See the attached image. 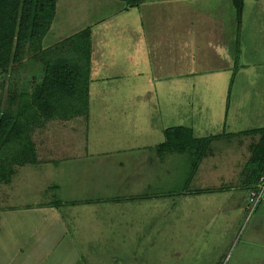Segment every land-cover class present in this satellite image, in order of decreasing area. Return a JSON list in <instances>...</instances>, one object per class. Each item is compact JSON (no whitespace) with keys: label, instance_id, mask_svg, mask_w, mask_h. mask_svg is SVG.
<instances>
[{"label":"crops","instance_id":"0c3cea01","mask_svg":"<svg viewBox=\"0 0 264 264\" xmlns=\"http://www.w3.org/2000/svg\"><path fill=\"white\" fill-rule=\"evenodd\" d=\"M215 1H220V5L200 10V5H209L212 1L148 0L140 7L130 9L117 0H59L55 20L42 46L50 48L91 28L89 114L95 109L108 120L109 116L119 113L123 120L124 116L136 113L135 100L141 99L145 104L153 91L157 93V85L162 90L163 83L175 82L182 90L185 80L191 77L196 79L195 84L211 78L212 84L218 85V91L212 92V136L224 135L226 131L238 134L230 130L238 122L240 128L246 129L244 120L247 117L234 118L230 108L233 93L229 94V89L233 88L238 72L243 73L246 69L249 73L250 64L242 62L245 59L243 34L247 29L244 21L249 11L263 13L264 0H243L240 24L234 0ZM169 59L179 62L177 67L180 68L175 72L169 73L165 69ZM245 129L240 131L246 132ZM219 141L212 143L216 148L212 149V160L221 152L222 146L216 145L225 139ZM165 142L155 145L150 142H77V155L63 158L64 173H60V167L54 170L51 164H45L51 170L48 171L51 182L47 189L67 190L69 195L44 204L0 205V264H89L90 261L106 264L89 246L82 244L123 241L121 228H131L135 223L152 227L151 235L153 226H160L162 236L166 233L168 237V218L175 210L178 192L183 194L177 204L188 205L183 209L187 211L195 207L191 200L194 196L211 191L212 195L223 196L218 200L219 211L221 208V211L238 209L237 214H240L246 208L254 186L247 179L211 189L152 188L154 180L167 179L172 172L178 171V165L170 163L168 158V153L177 152L163 153L158 149ZM152 148L159 162L151 152L154 150H148ZM39 153L37 145L38 163L31 166H41L40 161H52L48 154ZM212 167L217 168L215 164ZM16 176L10 184H0L2 196L12 187ZM134 207L135 212H143L140 215L129 213ZM69 208H85L91 218L75 224L72 213L63 214ZM126 210L129 212L125 215ZM28 212L31 213L29 219L21 216L20 220L17 216ZM155 212H159L162 220H153ZM121 213L125 220L120 222ZM4 215H9L7 222L1 220ZM39 216L42 219L37 220ZM258 226L264 236V219ZM75 227L92 228L89 235L95 234L99 238L82 235L83 230L78 235ZM106 229L110 236H104ZM125 235L128 236V231ZM118 262L117 259L114 261L115 264Z\"/></svg>","mask_w":264,"mask_h":264},{"label":"rangeland","instance_id":"374dc122","mask_svg":"<svg viewBox=\"0 0 264 264\" xmlns=\"http://www.w3.org/2000/svg\"><path fill=\"white\" fill-rule=\"evenodd\" d=\"M211 1L209 5H200V10L220 5V1ZM262 12L249 11L247 19L245 18L247 27L243 34L245 59L242 62L247 61L250 64L249 73L246 69L243 73L238 72L240 74L237 73L234 78L236 81L232 84L233 88L229 89V94L233 93L231 112L234 118L247 117V120H244L246 129L240 128L241 124L237 121V125L230 131L238 134H229V131H226L223 136L225 141L216 145L222 146L219 148L221 152L217 158L212 160V154L205 158L195 173L189 153H168L170 163L178 165V171L172 172L167 179L154 180L152 188L158 186L169 189H211L214 186L237 183L251 175L247 173L252 156L251 146L259 143L260 136H240L239 133L240 129L251 131L264 128V11ZM208 21L212 22V19ZM177 63L179 62L174 59L167 60L166 71L175 72L180 68L177 67ZM16 69L11 77L7 75L6 85H15L20 92L30 91L34 77L40 75L39 66L27 57L24 64ZM210 79L195 84L196 79L191 77L189 81L185 80L182 90L175 82L163 83L165 86L162 90L157 85V93L153 91L145 104L141 103V99L135 100L136 113L124 116L123 120L119 113L109 116L107 120L94 109L93 113L87 116L75 117L68 121L48 122L46 126L36 131L34 137L39 154H48L52 161L48 163L40 161L41 166L38 167L31 165L22 169L18 167L19 172L12 187L6 189L3 196L0 194V205L44 204L68 196L67 190L47 189L51 182L48 171L51 170L46 165L51 164L50 167L54 170L60 167L62 169L60 173H64L63 158L70 154L77 155L79 149L77 142H150L155 145L166 141L164 132L167 129L178 127L192 129L195 138L212 137L214 122L212 92L218 91V85L212 84ZM4 80L5 76L0 73V84ZM210 149L211 153L212 149H216L214 144L213 146L211 144ZM151 152L154 154L155 150ZM41 158L43 157L40 156ZM155 159L158 160L156 157ZM212 164L217 168H213ZM182 194L178 192L180 196H175V210L170 212L168 218V237L166 233L162 236L160 226H153L151 235L152 227H142V224L135 223L131 228L127 226L121 228L120 238L123 241L116 239V242L110 244L86 243L82 244L83 247L89 246L94 255H98L106 264H115L116 259L119 261L118 264H264V236L258 226L260 220L264 219V194L255 208L247 201L246 208L240 214H237L238 209L227 208L221 211V208L219 211L218 200L223 196L212 195V191L194 196L191 200L195 207L189 211L183 210L188 205H182V208L181 204H177ZM135 208L131 209L133 212L126 210L125 215L128 212L133 215H140L143 212H135ZM123 209L125 210V207ZM70 210L65 209L62 212L65 215L72 213L75 216L73 218L75 224H81L83 219L87 221L91 218V214L89 215L85 208ZM154 214L153 220L156 218L162 220L159 212ZM8 216L4 215L3 218L6 220L3 218L1 220L7 222ZM17 216H20V220L21 216L29 219L31 213ZM17 216L15 218H19ZM123 216V213L119 215L120 222L125 220ZM36 218L42 219L40 216ZM4 226L5 229L8 228L7 225ZM75 229L79 231L78 235L83 233L82 235L91 236L90 238H99L95 234L89 235L88 231L93 230L92 228ZM108 230H104L107 232L104 236H110ZM25 231L26 228L23 229V233ZM127 231L128 236L125 235ZM143 232L146 234L143 235ZM89 264H93L92 261Z\"/></svg>","mask_w":264,"mask_h":264},{"label":"trees","instance_id":"16d2710c","mask_svg":"<svg viewBox=\"0 0 264 264\" xmlns=\"http://www.w3.org/2000/svg\"><path fill=\"white\" fill-rule=\"evenodd\" d=\"M59 0H0V184H10L18 167L38 163L35 133L50 121H68L89 115L92 64V30L87 28L44 49L42 42L56 17ZM138 8L148 0H117ZM241 23L243 0H234ZM27 57L40 68L31 90L20 92L6 85L7 75L21 67ZM257 135L252 147L247 180L253 185L264 174V128L239 133ZM224 135L195 138L189 128L166 130L167 142L160 152H187L197 172L210 156L211 144Z\"/></svg>","mask_w":264,"mask_h":264},{"label":"built area","instance_id":"2783aa9c","mask_svg":"<svg viewBox=\"0 0 264 264\" xmlns=\"http://www.w3.org/2000/svg\"><path fill=\"white\" fill-rule=\"evenodd\" d=\"M263 194H264V174L259 178L257 184L255 185L254 190L250 191L248 198L249 205L253 204L255 208L257 204L262 200Z\"/></svg>","mask_w":264,"mask_h":264}]
</instances>
